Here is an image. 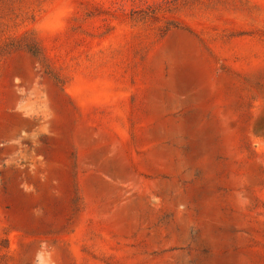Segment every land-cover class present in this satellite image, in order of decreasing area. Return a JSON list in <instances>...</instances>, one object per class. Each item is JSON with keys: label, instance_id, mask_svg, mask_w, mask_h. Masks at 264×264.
Masks as SVG:
<instances>
[{"label": "rangeland", "instance_id": "rangeland-1", "mask_svg": "<svg viewBox=\"0 0 264 264\" xmlns=\"http://www.w3.org/2000/svg\"><path fill=\"white\" fill-rule=\"evenodd\" d=\"M0 264H264V0H0Z\"/></svg>", "mask_w": 264, "mask_h": 264}, {"label": "trees", "instance_id": "trees-1", "mask_svg": "<svg viewBox=\"0 0 264 264\" xmlns=\"http://www.w3.org/2000/svg\"><path fill=\"white\" fill-rule=\"evenodd\" d=\"M30 52L33 54V55H35V51H34V49H30Z\"/></svg>", "mask_w": 264, "mask_h": 264}]
</instances>
